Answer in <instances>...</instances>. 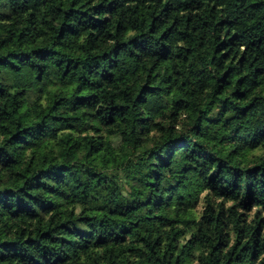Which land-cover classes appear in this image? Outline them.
Instances as JSON below:
<instances>
[{
	"label": "trees",
	"instance_id": "1",
	"mask_svg": "<svg viewBox=\"0 0 264 264\" xmlns=\"http://www.w3.org/2000/svg\"><path fill=\"white\" fill-rule=\"evenodd\" d=\"M0 264H264V0H0Z\"/></svg>",
	"mask_w": 264,
	"mask_h": 264
}]
</instances>
